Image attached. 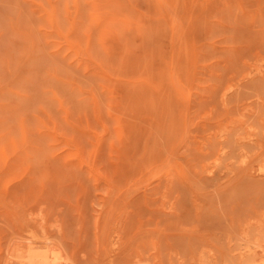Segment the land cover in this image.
Segmentation results:
<instances>
[{"label": "rangeland", "instance_id": "1", "mask_svg": "<svg viewBox=\"0 0 264 264\" xmlns=\"http://www.w3.org/2000/svg\"><path fill=\"white\" fill-rule=\"evenodd\" d=\"M262 162L264 0H0V264L31 212L70 264L264 259Z\"/></svg>", "mask_w": 264, "mask_h": 264}, {"label": "bare ground", "instance_id": "2", "mask_svg": "<svg viewBox=\"0 0 264 264\" xmlns=\"http://www.w3.org/2000/svg\"><path fill=\"white\" fill-rule=\"evenodd\" d=\"M250 139H253L252 136ZM216 160H218V158ZM216 164H217V161H215L212 165H210L208 167L210 172L214 171V167L216 166ZM253 166L250 167L251 170L257 171V173L260 175H264V162L260 163L259 166L255 167V168ZM32 207H33V209L35 208L34 206H31V208H30L31 210H32ZM31 213H29L28 216L31 214V217H32L33 212H31ZM35 215L39 216L40 214L38 215V212H36L34 214V216ZM28 216L25 215L26 219L23 220L22 222H20L21 229L24 232H26L28 235L26 237V240H27L26 247L23 249L22 248L18 249L20 251H15L14 250L15 248L13 250L9 248L8 252H7L8 264H9V261L14 262V264H15V261L19 262L20 264H65V263L70 264L71 262L69 263L70 260H68L70 256H69L68 252L64 253V251H65V248H71V247L69 246L70 244L68 242L62 240L64 237L66 238L65 235L61 236V232L63 231V227L61 226L62 228H61V232L59 234L57 232V228L54 225L55 221L49 220L54 225V228H56V233H58L60 236L56 235V234H54V235L61 237L59 240H61L60 242L64 241V247L67 243L69 244V245H66V247L64 249L61 247L63 242H62V244L59 241H58V243H56L54 235L52 237V238H54V241L51 239V235L49 234L50 232L48 231V226L47 227L42 226V225L48 224V222H45L46 221V219H45L46 215H44L45 218H44V216H42L43 219H40L41 215L39 216V218H37L36 216L35 217L33 216V218H28ZM258 216H259V214H258ZM21 219H23V218H21ZM41 220H44V222L41 223ZM47 220H48V217H47ZM56 222L60 223V225H62V223L58 222V220H56ZM16 223H17V221H16ZM57 223H56V225H59ZM253 224L261 226L264 229V212L263 211H262L260 217H257V219L250 220L249 223H247V225H253ZM49 225H51V224H49ZM60 225H59V227H60ZM17 228L18 227H16L14 231H15V233L18 234V232L16 230ZM49 230L53 234V226H52V230L50 228H49ZM22 236L21 237L19 236V239H21L19 242H21L23 240L24 236L23 237ZM17 238H18V236H17ZM243 238L246 239V245H245L246 248L244 249V251L242 253L240 252V254H242V255L248 254L251 256H252V254H254L256 252H262L264 254V242L263 241H261L260 239L251 240L248 238V236L245 232L243 234ZM56 239H58V238H56ZM24 240H25V237H24ZM107 240L109 243H112L114 241V243L116 244V242H117V239H115V237H112V235H110V236L108 235ZM14 243L15 242H13V244ZM73 245H72V248L75 249V247L77 245H75L74 247H73ZM14 246L15 245H13V247ZM80 246L82 247V249L78 250V251H80V253H81V252H83L84 246L82 244H80ZM106 246H108V244ZM108 247H110L109 252H112V255H113L112 256L110 254V256H109V257H111L110 258L111 261H112V259L114 260V258L116 259L119 256V254H121L125 251L124 248H121L118 244L115 246L112 245L113 248H111V246H108ZM77 248L79 249L80 247H77ZM75 251H76V255H74V256H75V258H77L78 251L76 249L74 250V252ZM72 252H73V250H72ZM242 255H241V257H243ZM66 256L68 257V259ZM66 260H68V262H66ZM247 262L249 264H264V259H259V258L249 259L248 258ZM110 264H114V261Z\"/></svg>", "mask_w": 264, "mask_h": 264}]
</instances>
